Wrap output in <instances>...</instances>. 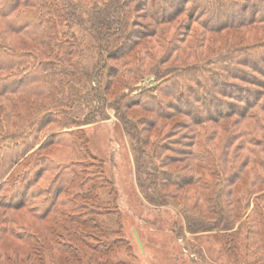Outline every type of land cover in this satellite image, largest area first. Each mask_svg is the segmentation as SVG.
<instances>
[{
	"label": "trees",
	"instance_id": "trees-1",
	"mask_svg": "<svg viewBox=\"0 0 264 264\" xmlns=\"http://www.w3.org/2000/svg\"><path fill=\"white\" fill-rule=\"evenodd\" d=\"M150 75L154 86L126 93ZM108 100L126 133L146 145L138 148L137 178L147 198L161 194L166 201L167 186L187 187L188 231L236 235V225L246 222L248 243L261 246L253 252L264 250V211L250 209L264 205V139L246 136L244 128L211 143L220 131L199 127L231 117L261 119L253 110L264 112V0H0V209L25 208L38 220L53 216L46 228L52 264L62 253L78 255L75 241L88 247L83 227L101 233L92 219H81L86 207L81 217L64 212L72 200L59 197L81 176L75 167H85V145L71 128L107 118ZM134 108L147 115L131 116ZM178 115L185 119H176L172 132L186 148L160 141L147 150L149 136L141 132ZM46 134L50 139L40 141ZM58 143L63 151L42 154ZM36 146L38 158L21 160ZM167 149L188 160L180 171L165 169L180 160ZM51 171L56 174L47 183ZM94 176H81L93 184L77 199H96L91 192L101 178ZM151 186L156 195L146 192ZM3 220L0 237L10 233L29 245L44 238L25 225L9 230ZM102 245L95 256L109 252Z\"/></svg>",
	"mask_w": 264,
	"mask_h": 264
},
{
	"label": "rangeland",
	"instance_id": "rangeland-1",
	"mask_svg": "<svg viewBox=\"0 0 264 264\" xmlns=\"http://www.w3.org/2000/svg\"><path fill=\"white\" fill-rule=\"evenodd\" d=\"M73 29L81 31L78 25L73 26ZM156 81L157 78L150 75L133 88L125 89V91L130 95H139L142 87L154 86ZM95 82L97 83V80ZM91 85L94 86L93 82ZM110 100L107 101L106 107L103 105L107 118L71 128L76 135L81 137L80 139L85 145L84 151L87 153L84 158L85 167H75V171H83L80 175L85 179L92 173L95 175L94 178H101V180L95 179L98 182L95 187L98 188L91 192L92 195H96V199L94 197L89 200L88 198L77 199L78 195L80 197L89 195L87 189L93 184L91 181L84 184V179L81 176L75 180L74 185L69 187L70 189L66 193L59 197V201L72 200L71 204L61 207L64 212L74 210L79 215L86 207L88 213L82 214L81 219H92L93 223L101 228L99 229L101 233L94 231L91 227H83L84 233L88 236L85 240L88 247L86 248L75 241L80 249L78 255L73 257L62 253L60 258L56 259L57 263L55 264H264V250L254 253L256 246L259 249L261 246L250 245L251 242L248 243L246 239L248 232L246 222H239L236 225V235L217 231L192 233L186 229L182 198L189 188H179L173 184L167 186V191L170 193L164 201V195L161 197V194H157V189L159 192L164 191L159 184L158 188L151 186L150 189H146L148 193L157 194L158 198H155V201L145 196L138 184L137 164L138 159L143 156L139 154L138 148L146 145L135 142L126 133L115 109L108 106L111 103ZM253 111L258 112L260 120L231 117L222 119L218 123L202 124L199 127L207 131H220L219 135L213 136V139L217 137V140L212 139L211 143H223L227 133L235 129L242 132L244 128L249 131L247 133L249 135L246 136L264 139V112L258 108ZM130 115L142 117L147 115V112L140 108H134ZM176 119L183 121L185 118L183 115L167 120L161 118L156 127L141 132L143 138L144 135L149 136L147 150L154 152L155 146L160 141L167 146L175 147V149L186 148L185 145L176 142L181 139L178 134L173 133L177 129L173 127ZM142 125L140 127H143ZM232 125L234 126L232 127ZM51 130H53L52 126L46 129L49 132ZM50 137V134H46L40 138V141L45 142ZM239 141L241 140H238L237 143ZM59 146L61 149L63 145L59 143L50 145L42 151V154H52L59 150ZM36 148L37 146L27 152L21 160L33 162L35 158H38ZM238 152L240 153L238 159H242L246 156L247 150L244 148ZM164 153L180 157L177 163L165 166L168 172L174 171V168H182L188 162L185 155L179 151L177 153L167 149ZM154 161L159 164L157 158ZM56 162L58 163V161ZM181 172L187 173L188 171L181 170ZM55 174L56 171L45 174L47 183L49 180L52 181ZM173 179L175 180V177ZM181 179L177 178L175 181H181ZM172 193H179V196L173 198L170 196ZM30 201L33 202L32 199ZM165 202L167 204H164ZM47 203H50V199ZM74 205L78 206V209L73 208ZM255 206L257 212L264 211L262 203L254 202L250 209ZM79 216L81 217V215ZM52 217L38 220L31 216L25 208L0 209V225L5 223L3 219H8L6 225L9 226V230L19 229L20 227H16L17 225H25L39 236L41 233L44 234L41 235L44 238H41L42 241H38V245H29L10 233L2 234L0 237V264H52L47 249L52 237L49 236L46 229L51 226ZM260 228L264 233V223ZM254 237L257 241L262 240L258 235H254ZM101 244L110 248L109 252L106 254L97 252L95 256L93 249ZM262 244L264 246L263 241H261ZM91 254L94 255L92 259L89 256ZM36 259H38L37 262H34Z\"/></svg>",
	"mask_w": 264,
	"mask_h": 264
}]
</instances>
